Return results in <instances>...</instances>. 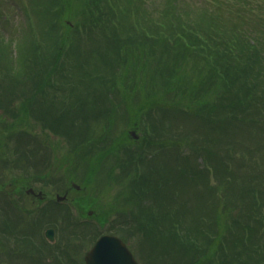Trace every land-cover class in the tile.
<instances>
[{"label": "trees", "instance_id": "trees-1", "mask_svg": "<svg viewBox=\"0 0 264 264\" xmlns=\"http://www.w3.org/2000/svg\"><path fill=\"white\" fill-rule=\"evenodd\" d=\"M27 1L18 6L35 25L13 37L0 29V140L15 135L56 185L80 172L79 191L94 194L100 210L95 221L90 201L79 206L85 219L66 205L27 216L17 205L25 222L3 229L24 233L14 238L19 253L34 254L27 242L46 222L65 232L57 251L45 248L56 264H82L78 249L104 232L138 242L155 264H264V19L242 28L221 17L216 7L232 0L188 9L178 0L154 9L143 0ZM127 72L139 83H125ZM172 114L189 123L186 132L174 131ZM118 119L125 127L115 133ZM36 127L68 143L62 177L53 178Z\"/></svg>", "mask_w": 264, "mask_h": 264}, {"label": "rangeland", "instance_id": "rangeland-1", "mask_svg": "<svg viewBox=\"0 0 264 264\" xmlns=\"http://www.w3.org/2000/svg\"><path fill=\"white\" fill-rule=\"evenodd\" d=\"M28 3L27 0H21V3ZM203 4V0H178L177 3L181 6L180 9H188V7H195L197 4ZM249 7L252 9L251 11L247 10L246 3L239 1V0H232L229 3H232L230 7L226 6L225 4L218 5L216 7L217 10H219V15L221 17L228 18L232 21H236L237 23L242 25L243 27L247 26H253L254 22L257 18L261 17L264 19V0H250ZM19 0H0V17L3 19H0V26L1 30L6 33L7 35L14 36L19 35L22 32L27 31L29 29L30 23L35 25L36 17L34 14L30 11V7L28 8L29 13L31 12V18L29 19L27 16V13L21 11V7L18 6ZM20 3V4H21ZM143 5H145L149 9H154L156 6V0H143L141 2ZM196 3V4H195ZM31 4V3H30ZM222 4V3H218ZM30 6V5H29ZM198 6V5H197ZM199 7V6H198ZM221 7V8H220ZM249 11V12H248ZM28 18V19H27ZM5 20V21H4ZM4 21V22H3ZM80 36L82 39L79 40V47L81 49H86L88 47V44H85V34L81 31L80 34H76V37ZM264 48V46L262 47ZM125 83H139L138 79H135L131 76L130 72H127V75L124 77ZM172 93V92H171ZM171 93H168L171 94ZM171 96H173L171 94ZM169 100V99H168ZM118 110L119 115L123 113V107L120 105L116 107ZM146 112L142 115V127L147 124L151 120V118H154L157 116V112L155 110H152L151 112ZM173 119H175L174 124V131L177 129L180 132H186L189 128V123L184 122L180 120L179 118L174 117V114L171 115ZM119 120V119H118ZM120 121V122H119ZM117 121L116 127L114 129L115 133L120 132L122 127H125L124 124H122L121 120ZM2 123H7L6 119H0V125ZM141 127V129H142ZM131 129V128H130ZM136 129V134L138 135V138L141 137V133L143 130ZM32 130V129H31ZM33 134H36L38 137L43 139V142L47 144V152H49V156L47 158V163L51 165V174L54 176L53 178L62 177L63 172L68 169L67 165L69 164V154L70 148L68 146V143L65 139L59 137L58 135L52 133L49 130H43L42 128L36 127L31 131ZM98 132H102V128L100 127L98 129ZM172 134V133H171ZM15 135L8 134L7 130L4 131V135L1 138V146H0V183H4L0 187V235H2V238L0 240V264H11V260L9 258V253H7L6 247H9V249H12L13 245H17V243L14 241V238H19L18 236H24V233L19 230H15L10 232L4 231L3 227L5 223L14 224V221H11L10 218H8L7 213L4 211L3 207H1L4 202L6 201H13L17 202L18 204H23L22 210L24 212L36 209V208H44L47 206H52V203L48 202L49 197H54V195L58 192L59 194H63V192L67 189V197L69 200V203L67 201H57L58 204L61 203L63 205L69 206L70 212L73 215L83 217L85 214L82 213V208L79 207L80 204L85 206V202L90 201L91 204H95L94 206V212L98 213L100 210L99 204H97L96 199H93L94 194L90 192H80L79 189L67 187V185L71 181H75L81 186V180H80V172L78 175V178L76 180H72L70 178H65L61 180L59 185H56V181H54L52 178H49L48 180L44 177H41V167H34L29 157H31V153L24 154L25 151L29 148L27 145L26 147H23V149H20V147L15 145ZM46 152V153H47ZM38 153V164L42 165L41 156L44 155V152L42 150H37ZM22 157V160L20 159L19 162L15 158H18V156ZM12 157V158H11ZM9 158L13 159L14 161H5L3 159ZM63 158H65L67 161H63ZM40 159V160H39ZM112 159H110L111 161ZM109 161V162H110ZM41 163V164H40ZM69 166V165H68ZM34 174V176H32ZM69 177V175H68ZM213 182V178L211 179ZM20 182L25 183L26 185H32L35 190H42L45 197L42 200H38L34 196H28L23 195L22 192L19 189ZM113 193V192H112ZM59 207V205H56ZM90 206V208H92ZM37 211V210H36ZM34 211L33 214L36 213ZM27 212V213H29ZM31 213H29L30 215ZM92 214H90L88 217L90 218ZM34 218V217H33ZM91 220H95V217H91ZM54 218L48 219L47 222H53ZM59 222V220H55ZM47 226V223L39 224V227L37 226L38 235L33 237L35 241V245L41 248H46L48 246V243L43 235V231ZM54 227V226H53ZM19 228V225L18 227ZM55 229V242L53 243V249L57 251L56 249H59L63 244V237L65 236V232L60 233L59 230L54 227ZM6 234L9 237V240H5ZM17 241V240H16ZM48 243V244H47ZM130 246H132V250L136 255V258L139 262V264H155L152 260H148L146 256L144 255L143 251L140 249L139 243L134 240H129L127 242ZM83 246L79 249L77 257L82 258L84 252L89 248L88 246ZM3 247V248H2ZM41 251H44V249H39ZM44 254L39 255L40 261L31 262V264H56L54 263V259L48 256H44ZM19 262L16 264H29L26 261L22 259H17Z\"/></svg>", "mask_w": 264, "mask_h": 264}, {"label": "water", "instance_id": "water-1", "mask_svg": "<svg viewBox=\"0 0 264 264\" xmlns=\"http://www.w3.org/2000/svg\"><path fill=\"white\" fill-rule=\"evenodd\" d=\"M131 133L134 134V130H131ZM74 185L78 187L76 184ZM28 191L33 192L32 188L28 189ZM37 196H42L41 191L37 193ZM57 197L61 199L64 196ZM45 236L50 241H53V228H47ZM84 258L87 264H138L123 240L112 234H102L99 236L93 246L86 252Z\"/></svg>", "mask_w": 264, "mask_h": 264}, {"label": "flooded vegetation", "instance_id": "flooded-vegetation-1", "mask_svg": "<svg viewBox=\"0 0 264 264\" xmlns=\"http://www.w3.org/2000/svg\"><path fill=\"white\" fill-rule=\"evenodd\" d=\"M40 200H42V199H40ZM54 200H55V198L52 197V196L48 198V202H49V203H52Z\"/></svg>", "mask_w": 264, "mask_h": 264}]
</instances>
